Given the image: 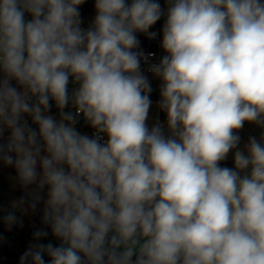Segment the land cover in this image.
Listing matches in <instances>:
<instances>
[{
    "label": "clouds",
    "instance_id": "obj_1",
    "mask_svg": "<svg viewBox=\"0 0 264 264\" xmlns=\"http://www.w3.org/2000/svg\"><path fill=\"white\" fill-rule=\"evenodd\" d=\"M85 2L0 0V163L26 193L3 222L42 205L59 241L36 229L19 264H264V0H94L87 28Z\"/></svg>",
    "mask_w": 264,
    "mask_h": 264
},
{
    "label": "rangeland",
    "instance_id": "obj_2",
    "mask_svg": "<svg viewBox=\"0 0 264 264\" xmlns=\"http://www.w3.org/2000/svg\"><path fill=\"white\" fill-rule=\"evenodd\" d=\"M159 3L161 4L162 8L167 7L166 0H159ZM159 100L152 101L153 103L149 112V119H148V123L150 127L157 120L161 123H164L166 121V114L158 108ZM238 134L241 136L240 147H243L244 144L247 143L249 136H256L257 138H259L261 134V129L256 127L255 125L245 123L243 129L240 130ZM6 136L7 133H5V137ZM230 161H232L231 153L229 154L228 159L223 162H230ZM15 177H16V173L14 168L5 167L2 163H0V181H1L0 196L2 198L0 210L5 211L6 214L8 211H11L12 209L11 204L13 201L19 199L21 196H26L24 189H22L21 186L17 183ZM41 207L42 205L38 206L36 212L34 213L28 212L26 214L22 213L20 210L17 209V212H19L22 217V222L24 226L29 231H35L36 229L40 228L43 225L41 221V215H42V213L40 212ZM47 230L50 231V229ZM54 241L56 243H59V241L56 239H54Z\"/></svg>",
    "mask_w": 264,
    "mask_h": 264
},
{
    "label": "built area",
    "instance_id": "obj_3",
    "mask_svg": "<svg viewBox=\"0 0 264 264\" xmlns=\"http://www.w3.org/2000/svg\"><path fill=\"white\" fill-rule=\"evenodd\" d=\"M80 12H81V18H82V27L87 28L92 20L94 19L95 16V10H94V0H86V2L80 6ZM30 18V17H27ZM150 31H154L157 33V36L155 39H149L147 35L138 33V39L141 42V49L147 53H154V57L149 61V63H156L159 61L160 58H162L166 53L162 50L161 48V36H160V30H159V24L158 22L152 26ZM148 64H145L142 62V70L144 74L148 77L151 86H152V93L150 94L151 97L156 98L159 100L160 94H159V89H160V84L161 81L157 78H154L150 72L147 71ZM73 85L70 83V91L72 89ZM68 110V109H66ZM77 130L80 131L82 134H88L92 135L93 134V129H91L88 125H86L83 121V119H80L79 123L76 125Z\"/></svg>",
    "mask_w": 264,
    "mask_h": 264
},
{
    "label": "flooded vegetation",
    "instance_id": "obj_4",
    "mask_svg": "<svg viewBox=\"0 0 264 264\" xmlns=\"http://www.w3.org/2000/svg\"><path fill=\"white\" fill-rule=\"evenodd\" d=\"M1 205V204H0ZM6 215V212L3 210H0V240H3L6 242L4 246V252L2 253V258L5 260L7 263H12L14 261V257L11 254H8L7 252L14 253L16 255H22L24 251L27 250L29 244L34 243L35 241L31 236L29 237H24L21 235L17 230L15 225L12 228H8L7 225L4 224L3 222V216ZM21 217V215H20ZM22 221V217H21ZM23 227L32 235L34 231H29L24 224L22 223ZM40 228H45L44 225H42ZM39 229V228H38ZM47 230V228H45ZM49 231V230H47ZM54 237L51 235V232L49 231L48 237L44 238L41 240V243H48L51 242L53 244H57L54 241Z\"/></svg>",
    "mask_w": 264,
    "mask_h": 264
},
{
    "label": "trees",
    "instance_id": "obj_5",
    "mask_svg": "<svg viewBox=\"0 0 264 264\" xmlns=\"http://www.w3.org/2000/svg\"><path fill=\"white\" fill-rule=\"evenodd\" d=\"M164 19H165V18L162 17L161 20L158 21L161 38H162V28H163V24H164ZM150 99H151L152 101H154V100H158V99L153 98V97H151V96H150ZM55 112H56V109L53 108V113H55ZM221 166H222V167H223V166L232 167V166H233V162H232V161H230V162H222V163H221ZM0 188H1V181H0ZM1 199H2V198H1V196H0V204H1V201H2ZM11 211H12V209H11ZM15 211H16V215H17V217H18V220L21 221L20 213L17 212V210H15ZM15 227H16V230H17L21 235H23L24 237H29V236H31V237L33 238V236L30 235V233H29V232L23 227V225L21 226L20 224H17V225H15Z\"/></svg>",
    "mask_w": 264,
    "mask_h": 264
},
{
    "label": "water",
    "instance_id": "obj_6",
    "mask_svg": "<svg viewBox=\"0 0 264 264\" xmlns=\"http://www.w3.org/2000/svg\"><path fill=\"white\" fill-rule=\"evenodd\" d=\"M6 242L3 241V240H0V264H19V257L20 255H16L14 253H11V252H7L8 254H11L13 257H14V261L12 263H7L5 262V260L2 258V253H5L4 252V246H5ZM47 259V257H46Z\"/></svg>",
    "mask_w": 264,
    "mask_h": 264
}]
</instances>
